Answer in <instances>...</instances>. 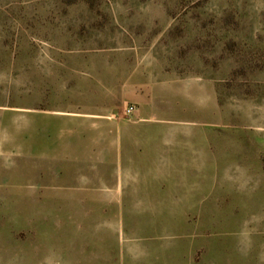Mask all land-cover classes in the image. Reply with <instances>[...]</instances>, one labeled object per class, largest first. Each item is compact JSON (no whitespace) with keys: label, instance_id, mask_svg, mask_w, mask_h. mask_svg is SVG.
<instances>
[{"label":"rangeland","instance_id":"obj_1","mask_svg":"<svg viewBox=\"0 0 264 264\" xmlns=\"http://www.w3.org/2000/svg\"><path fill=\"white\" fill-rule=\"evenodd\" d=\"M132 83L145 197L26 156L29 109ZM0 264H264V0H0Z\"/></svg>","mask_w":264,"mask_h":264},{"label":"crops","instance_id":"obj_2","mask_svg":"<svg viewBox=\"0 0 264 264\" xmlns=\"http://www.w3.org/2000/svg\"><path fill=\"white\" fill-rule=\"evenodd\" d=\"M123 87L117 93L103 92L107 100L53 102L46 109H29L26 156L57 164L58 180L89 189L83 193L97 190L111 198L145 197L140 187L155 177L159 165L170 161L171 151L166 144L162 152L158 120L141 109L131 117L121 114L118 108L126 103L143 105L147 99L139 85ZM145 132L150 137L145 138Z\"/></svg>","mask_w":264,"mask_h":264},{"label":"built area","instance_id":"obj_3","mask_svg":"<svg viewBox=\"0 0 264 264\" xmlns=\"http://www.w3.org/2000/svg\"><path fill=\"white\" fill-rule=\"evenodd\" d=\"M137 110V107L133 104L131 105H128L125 109H124V115L125 116H128V117H131L135 114Z\"/></svg>","mask_w":264,"mask_h":264}]
</instances>
